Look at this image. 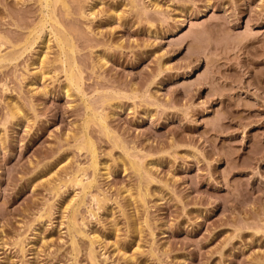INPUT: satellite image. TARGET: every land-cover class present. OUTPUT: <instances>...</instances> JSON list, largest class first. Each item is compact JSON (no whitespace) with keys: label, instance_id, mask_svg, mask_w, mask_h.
<instances>
[{"label":"rangeland","instance_id":"374dc122","mask_svg":"<svg viewBox=\"0 0 264 264\" xmlns=\"http://www.w3.org/2000/svg\"><path fill=\"white\" fill-rule=\"evenodd\" d=\"M0 264H264V0H0Z\"/></svg>","mask_w":264,"mask_h":264},{"label":"bare ground","instance_id":"6f19581e","mask_svg":"<svg viewBox=\"0 0 264 264\" xmlns=\"http://www.w3.org/2000/svg\"><path fill=\"white\" fill-rule=\"evenodd\" d=\"M55 1H58V0H55ZM59 1H60V0H59ZM47 2H48V1H47ZM63 3H64V2H63ZM47 6H48V5H47ZM50 15H51V14H50ZM53 16H54V15H53ZM51 17H52V16H51ZM54 17H55V16H54ZM54 17H53V19H54ZM47 18H48V17H47ZM51 19H52V18H51ZM54 22H55V21H54ZM56 22H57V21H56ZM56 22H55V23H56ZM57 33H58V32H57ZM58 36H59V34H58ZM59 38H60V37H59ZM63 38H64V37H63ZM60 39L62 40V38H60ZM60 39H59V40H60ZM65 39H66V38H65ZM65 39H64V40H65ZM60 42H61V41H60ZM62 44H63V43H62ZM62 46H64V45H62ZM62 46H61V47H62ZM65 46H66V45H65ZM68 47H69V46H68ZM68 47L66 46V48H68ZM69 48H70V47H69ZM64 50H65V49H64ZM64 50H63V51H64ZM69 60H70V59H69ZM69 60L67 59V61H69ZM63 62H64V61H63ZM68 63H69V62H68ZM68 65H69L68 68H71V67H70V64H68ZM71 65H72V64H71ZM73 65H74V61H73ZM72 67H73V66H72ZM71 69H72V68H71ZM71 71H72V70L69 69V72H68V73H70V75H69L70 80H69V81H70V83L72 84V83H74V81L76 82V80L78 79V78L76 79L75 75H77V76H79V75L76 74V73H73V72L71 73ZM75 79H76V80H75ZM79 79H80V78H79ZM69 85H70V84H69ZM74 86H76V85H74ZM74 86H73V87H74ZM100 116H101V115H100ZM101 120H102V119H101ZM88 141H89V140H88ZM118 141H119V140H118ZM86 142H87V141H86ZM87 144H90V142L87 143ZM83 146H84V148L86 147L84 144H83ZM81 147H82V146H81ZM93 149H94V148H93ZM93 149H92V150H93ZM90 152H91V151H90ZM94 152H95V151H94ZM92 155H93V154H92ZM132 166H134V165H132ZM138 166H139V165H138ZM134 168L137 169L138 167H135V166H134ZM138 170H140V169L138 168ZM140 172H141V171H140ZM79 180H80V178H79ZM81 180H82V179H81ZM80 184H81V183H80ZM74 216H75V215H74ZM72 217H73V216H72ZM74 221H75V220H74ZM77 222H78V221H77ZM92 261H93V259H92ZM93 262H94V261H93Z\"/></svg>","mask_w":264,"mask_h":264}]
</instances>
